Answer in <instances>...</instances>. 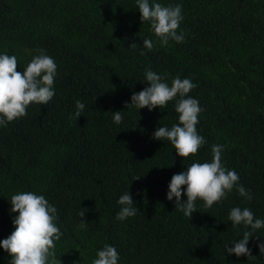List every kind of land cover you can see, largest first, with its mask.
Segmentation results:
<instances>
[{
	"label": "trees",
	"instance_id": "obj_1",
	"mask_svg": "<svg viewBox=\"0 0 264 264\" xmlns=\"http://www.w3.org/2000/svg\"><path fill=\"white\" fill-rule=\"evenodd\" d=\"M149 2L182 6L183 43L161 46L136 0H0V54L16 56L17 71L37 49L57 64L52 100L0 126V240L15 230L11 197L30 191L57 209L56 264H93L106 244L118 264H264V228L247 245L254 259L224 251L251 231L232 226L233 207L264 220V0ZM146 69L169 86L177 76L197 85L188 96L203 109L196 128L205 143L195 156L182 159L170 141L153 138L179 123L176 99L151 111L126 107L150 86ZM77 100L85 105L78 118ZM213 145L223 146L222 164L252 199L235 188L209 209L198 199L189 219L166 198L168 185L192 163L211 162ZM127 190L139 211L119 221ZM10 260L0 248V264Z\"/></svg>",
	"mask_w": 264,
	"mask_h": 264
},
{
	"label": "clouds",
	"instance_id": "obj_2",
	"mask_svg": "<svg viewBox=\"0 0 264 264\" xmlns=\"http://www.w3.org/2000/svg\"><path fill=\"white\" fill-rule=\"evenodd\" d=\"M136 3L141 23H150L161 46H167L169 40L184 42L183 33L177 34L183 20L181 5L164 6L161 3H150L149 0H136ZM130 46L135 48L137 44L132 43ZM143 46L151 51L154 44L152 40L144 39ZM36 51L39 54L33 56L23 71H17L16 56L0 54V126L6 127L8 123L25 117L30 105H46L55 95L57 64L43 49ZM165 79L166 76L146 69L145 81L150 86L134 93L131 103L126 104V107L134 105L138 110L146 107L151 111L154 108H165L169 101L176 99L175 111L179 114V123L172 125L170 129L158 127L153 138L170 141L176 154L182 159L195 156L205 143L204 137L196 128L203 109L197 99L188 96L197 85L188 78L181 79L177 76L169 86L164 82ZM76 109L75 117L78 118L85 109L84 103L77 100ZM122 119L120 111L113 112L116 124H120ZM211 151V162L192 163L187 170L174 174L168 185L166 198L171 201L175 197V208L189 219L197 211L198 199L203 201L205 209H209L222 202L234 188L241 197L248 201L252 199L250 191L239 184V175L222 164L223 146L213 145ZM182 192L186 196L183 201ZM117 203L122 206L116 216L119 221L133 217L139 211L128 190L119 197ZM10 204L11 212L18 213L12 221L15 230L6 239L0 240V248L11 257L10 264H56L55 242L62 235L56 224L57 209L43 195L30 191L13 195ZM84 214L85 211L78 213L80 217H84ZM228 220L233 227L244 225L251 231H245L243 238L232 244V247L225 245L224 251L229 255L254 259L255 256L251 255V249L247 245L254 231L264 228V220L255 218L247 207H233ZM86 223L83 219L80 220L81 226H86ZM258 248L264 253V243L259 244ZM96 256L93 264H118L120 259L115 247L107 244Z\"/></svg>",
	"mask_w": 264,
	"mask_h": 264
}]
</instances>
